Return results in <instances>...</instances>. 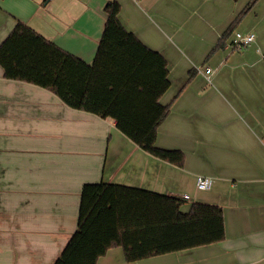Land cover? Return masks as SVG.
I'll return each mask as SVG.
<instances>
[{"label": "crops", "instance_id": "crops-1", "mask_svg": "<svg viewBox=\"0 0 264 264\" xmlns=\"http://www.w3.org/2000/svg\"><path fill=\"white\" fill-rule=\"evenodd\" d=\"M45 1L0 0V45L22 22L92 64L107 18L104 8L114 0ZM116 1L124 27L167 61L171 85L159 103L172 106L156 145L181 150L184 166L140 149L114 119L73 109L50 90L6 79L0 66V264H54L76 231L83 187L99 183L188 196L192 203L223 209L224 240L130 264H264V122L252 117L236 134L223 129L220 116L204 106L212 75L235 57L251 69L260 63L255 76L264 79V53L256 44L262 60H248L250 52L239 56L224 50L209 59L189 43L185 47L192 57H185L184 69V53L170 40L177 31L167 37L163 30L181 19L183 0ZM202 6L206 13L196 18L199 22L209 19L207 11L219 21L208 32L207 50L218 48L225 25L239 9L228 0L197 9ZM205 60L215 66L210 81L206 69L212 67L202 71ZM197 176L212 179L208 196L197 192ZM98 264L129 263L115 247Z\"/></svg>", "mask_w": 264, "mask_h": 264}, {"label": "trees", "instance_id": "trees-1", "mask_svg": "<svg viewBox=\"0 0 264 264\" xmlns=\"http://www.w3.org/2000/svg\"><path fill=\"white\" fill-rule=\"evenodd\" d=\"M46 0L45 2H47ZM259 0H252L247 13ZM121 5L106 4L103 34L92 64L67 53L18 22L0 45L8 80L52 91L67 106L111 118L117 129L146 153L183 167L185 154L157 147L160 125L171 112L159 99L169 89L167 61L145 46L119 19ZM232 32L226 31L218 48ZM190 79L193 71L189 72ZM116 184L83 187L76 231L54 264H98L121 247L127 263L210 245L225 239L223 209Z\"/></svg>", "mask_w": 264, "mask_h": 264}, {"label": "rangeland", "instance_id": "rangeland-1", "mask_svg": "<svg viewBox=\"0 0 264 264\" xmlns=\"http://www.w3.org/2000/svg\"><path fill=\"white\" fill-rule=\"evenodd\" d=\"M192 1L193 4L189 2ZM220 0H183L185 3L184 13L181 19L178 20L176 25L169 28H163L167 37H171L173 30L177 31V36L170 38L175 44L178 53L181 55L184 53L183 62H186L185 57H192L190 51L185 47L189 43H193L195 47L203 49L202 55L214 58L217 56L216 52L219 50L236 53L241 56L247 52H250L248 60L256 61L261 58L262 55L257 52L255 46L258 45L259 49L264 53V0H259L251 10L244 13L245 8L252 0H228L232 7L239 9L237 14L233 15L228 24L225 25V30L221 33V37L232 28L231 34L223 41V47L217 48V44L213 49L207 50V40L209 30L211 27L219 24L218 18H215L211 11H207L209 19L203 18L202 21H198L196 18L203 15L206 11L203 10V6L197 9L201 4L214 7ZM193 15V16H191ZM191 16V17H190ZM214 19H212L211 17ZM256 25V26H255ZM250 29L256 36V43L244 48L243 50H232L230 43L227 45L229 49L225 47V43L232 41L236 33H245L244 29ZM230 41V42H231ZM219 43V42H218ZM183 44V45H182ZM243 60L240 57H235L226 66L220 67V70L216 75H212V85H208L210 91H208L204 97V106L214 110L220 118L218 122L222 125L223 129H230L233 132H239L240 126L246 123V120L255 117L258 121L264 122V79H260L255 76V69H258L260 74V63L254 68H249L242 63ZM204 64V65H203ZM202 71L205 72L206 65H210L214 71V65L209 64L208 61H203ZM263 66L264 77V62ZM201 64H199L200 66ZM244 65V66H243ZM188 66L185 63L184 69ZM214 73V72H213ZM218 76V77H217ZM217 77V80L215 79ZM202 100V99H201ZM204 107V108H206ZM249 116V117H248ZM237 134V133H236ZM199 195L208 196L209 191H198ZM192 201H187L182 210L188 212L192 205Z\"/></svg>", "mask_w": 264, "mask_h": 264}, {"label": "built area", "instance_id": "built-area-1", "mask_svg": "<svg viewBox=\"0 0 264 264\" xmlns=\"http://www.w3.org/2000/svg\"><path fill=\"white\" fill-rule=\"evenodd\" d=\"M256 37L253 33H236L233 40L231 41L230 47L232 50H243L244 48L250 46ZM206 74L210 81V77L213 74V70L211 68L206 69ZM196 189L198 191H208L211 189L213 185L212 179L205 176H197L195 181ZM184 199H188V196H184Z\"/></svg>", "mask_w": 264, "mask_h": 264}]
</instances>
